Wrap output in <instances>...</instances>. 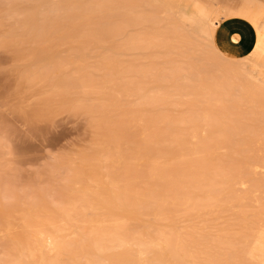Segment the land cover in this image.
Here are the masks:
<instances>
[{"label":"rangeland","instance_id":"rangeland-1","mask_svg":"<svg viewBox=\"0 0 264 264\" xmlns=\"http://www.w3.org/2000/svg\"><path fill=\"white\" fill-rule=\"evenodd\" d=\"M138 1L0 0V264H264L263 76L187 17L245 0Z\"/></svg>","mask_w":264,"mask_h":264},{"label":"bare ground","instance_id":"bare-ground-1","mask_svg":"<svg viewBox=\"0 0 264 264\" xmlns=\"http://www.w3.org/2000/svg\"><path fill=\"white\" fill-rule=\"evenodd\" d=\"M97 1V0H96ZM138 1V0H137ZM143 1V0H142ZM141 1V2H142ZM146 1V0H145ZM144 1V2H145ZM149 1V0H148ZM209 1H211V0H209ZM62 2V1H61ZM99 2H101V1H99ZM125 2V1H124ZM139 2V1H138ZM140 2V3H141ZM181 2V1H180ZM179 2V3H180ZM229 2V1H228ZM55 3V2H54ZM57 3V2H56ZM126 3V2H125ZM154 3V2H153ZM160 3V1L159 2H157V4H159ZM178 3V4H179ZM210 3V2H209ZM100 4V3H99ZM137 4H139V3H136V5ZM122 5H123V3H122ZM130 4H128V6H129ZM143 5H145V4H142L141 3V6H143ZM150 5V4H149ZM148 5V6H149ZM65 6V5H64ZM63 6V8H65ZM115 6V5H114ZM139 5H137V7H138ZM163 6V5H162ZM169 7H171L170 5H168ZM175 6V5H174ZM210 6L212 7V11H210L209 13L207 12V11H198L199 13H201V15L206 19L205 21H199V20H197V18H196V16L192 13V14H189V15H187V17H188V19L194 24V25H197V29L199 30V36H202L206 41H207V43L209 44V47L211 48V49H213V51H214V53H216L217 52V54L219 53L220 55H222L221 57H224V59H225V57L227 58V59H225V60H228V59H230V57L228 56V55H226V54H224V53H222L220 50H218V48L214 45V41H213V37H214V33H215V30H216V28L218 27V26H216L215 24H214V21H215V19L213 20L212 18L214 17L213 15H216V16H218L219 18H221L222 19V21L224 20H229V19H235V18H238V19H243V20H246V21H248V22H250L251 23V25L252 26H254V28L256 29V32H257V41H256V44H255V46H254V49L252 50V52L248 55V56H246V57H243V58H236L240 63H239V68L240 69H244V68H248L249 66H250V68L249 69H252V70H257L260 74V76L262 75L263 76V80H264V69L262 68V65H261V63L262 62H264V9L263 8H258L257 10H255V7H254V1L253 0H245V1H243L242 3H240V4H238L237 6L236 5H234L233 3L231 4V3H218V4H216V5H214V4H211L210 3ZM80 7V6H79ZM125 7V6H124ZM145 7V6H144ZM167 7V6H166ZM165 7V8H166ZM168 7V8H169ZM63 8H62V10H63ZM84 8V7H83ZM148 7H146V9H147ZM157 8V7H156ZM172 8H174L173 6H172ZM51 9V8H50ZM54 9H56V7H54ZM76 9V8H75ZM78 9V8H77ZM80 9V8H79ZM87 9V8H86ZM176 9H178V7L176 8ZM83 10V9H82ZM151 10V9H150ZM51 11H53V10H51ZM65 11V10H64ZM77 11V10H76ZM81 11V10H80ZM79 11V12H80ZM85 11H87V10H85ZM93 11V10H92ZM11 12V11H10ZM95 12V11H94ZM149 12H151V11H149ZM8 13V12H7ZM145 13H147V12H145ZM86 14V13H85ZM140 14H142V13H140ZM175 14H177V12L175 13ZM68 15V14H67ZM25 16V15H24ZM45 17H47V16H45ZM51 17V16H50ZM50 17H49V19H50ZM64 16H62L61 18H63ZM69 17V16H68ZM85 17V16H84ZM139 17V16H138ZM217 17V18H218ZM23 18V17H22ZM70 18V17H69ZM216 18V17H215ZM42 19H43V17H42ZM47 19V18H46ZM174 19H177L176 18V15H175V18ZM26 20V19H25ZM48 20V19H47ZM87 20V19H86ZM133 20V19H132ZM146 20V19H145ZM178 20V19H177ZM43 20H41V22H42ZM89 21V20H88ZM91 21V20H90ZM93 21V20H92ZM99 21V20H98ZM102 21V20H101ZM128 21H130V20H128ZM139 21H141V20H139ZM27 22V21H26ZM32 22V21H31ZM45 22V21H44ZM106 22V21H105ZM134 22V21H133ZM136 22V21H135ZM178 22V21H177ZM25 23V22H24ZM137 23V22H136ZM179 23V22H178ZM178 23H177V25H178ZM93 24V23H92ZM24 25V24H23ZM28 25V24H27ZM44 25H46V24H44ZM48 25V24H47ZM100 25V24H99ZM102 25V24H101ZM174 26V25H173ZM180 26V25H179ZM178 26V27H179ZM89 27V26H88ZM174 28V27H173ZM172 28V29H173ZM180 28H181V26H180ZM39 29V28H38ZM86 29V28H85ZM171 29V28H170ZM175 29H177V30H179L178 28H175ZM152 30H154V29H152ZM169 30V29H168ZM155 31V30H154ZM173 31V30H172ZM171 31V32H172ZM189 31H191V30H189ZM150 32V31H149ZM149 32L147 31V35L148 36H150L149 35ZM153 32V31H152ZM217 32V31H216ZM76 33V32H75ZM74 33V35H77V34H75ZM80 33V32H79ZM78 33V34H79ZM115 33V32H114ZM142 33V32H141ZM145 33V32H144ZM113 34V33H112ZM150 34H151V32H150ZM174 34V33H173ZM188 34V33H187ZM145 35V34H144ZM143 35V36H144ZM160 35V34H159ZM178 35V34H177ZM182 35H184V34H182ZM81 36V35H80ZM79 36V37H80ZM112 36V35H111ZM147 36V37H148ZM182 37H184V36H182ZM187 37V36H186ZM81 38V37H80ZM86 38V37H85ZM87 38H88V36H87ZM157 38V37H156ZM180 38V37H179ZM188 38V37H187ZM133 39V38H132ZM162 39V38H161ZM181 39V38H180ZM190 39L192 40V38L190 37ZM100 40V39H99ZM144 40V39H143ZM181 40H183V39H181ZM186 40H188V39H186ZM190 40V41H191ZM202 40V39H201ZM176 41V40H175ZM189 41V42H190ZM163 42V41H162ZM185 42V41H184ZM133 43V42H132ZM145 43H148V42H145ZM144 43V44H145ZM178 43V42H177ZM203 43V42H202ZM236 43V42H235ZM161 44V43H160ZM146 45H148V44H146ZM159 45V44H158ZM172 45V44H171ZM180 45H181V43H180ZM179 45V46H180ZM204 45V44H203ZM178 46V48L180 49V47ZM192 46H194L193 44H192ZM144 47V46H143ZM146 48V47H145ZM176 48V47H175ZM205 49V48H204ZM180 51V50H179ZM182 51V50H181ZM216 51V52H215ZM212 52V51H211ZM181 54V53H180ZM183 54V53H182ZM211 55V54H210ZM208 56V55H207ZM213 56V55H212ZM211 56V57H212ZM209 57V56H208ZM219 58V57H218ZM219 59H217V61H218ZM224 60V61H225ZM228 61H230V60H228ZM219 63V62H218ZM222 63V62H221ZM230 63V62H229ZM221 65V67H222V65H225L224 64V62L222 63V64H220ZM219 65V66H220ZM227 65V64H226ZM228 65H230V64H228ZM227 65V66H228ZM226 66V67H227ZM231 66H229V68H230ZM235 69H237V66H236V68ZM238 71V70H237ZM35 72V71H34ZM40 72V71H39ZM246 72V71H245ZM248 72V71H247ZM250 73V72H249ZM254 73V72H253ZM257 73V72H256ZM37 74V73H36ZM248 75H250V74H248ZM254 75V74H253ZM37 76V75H36ZM174 76H175V74H174ZM173 76V78H174V80L176 79L175 77ZM225 76V75H224ZM243 77H244V75H242ZM35 77V76H34ZM169 77V76H168ZM228 77V76H227ZM226 76H225V78L224 79H226L227 78ZM250 77L251 78H254V76H249V79H250ZM172 78V77H171ZM229 78V77H228ZM227 78V79H228ZM245 78V77H244ZM166 79V78H165ZM226 79V80H227ZM246 79H247V77H246ZM62 80V79H61ZM164 80V79H163ZM166 80H170V79H166ZM200 80V79H199ZM199 80H197V81H199ZM201 80L203 81V83H204V81L205 80H203L202 78H201ZM231 80V79H230ZM60 81V80H59ZM172 81V80H171ZM170 81V82H171ZM190 81V80H189ZM56 82H57V80H56ZM169 81H167L166 83H168ZM169 82V83H170ZM174 82V81H173ZM208 82V81H207ZM216 82V81H215ZM230 82V81H229ZM59 83L60 82H58V84L57 85H59ZM203 83H201V84H203ZM217 83V82H216ZM215 83V84H216ZM65 84H67V83H65ZM69 84V83H68ZM68 84H67V86H68ZM197 85V84H196ZM206 85V84H205ZM209 86H212V85H210V84H208ZM65 86V85H64ZM64 86H62V87H64ZM66 86V87H67ZM145 86V85H144ZM168 86H171V85H167V89H169L168 88ZM198 86V85H197ZM200 86V85H199ZM198 86V87H199ZM203 86V85H202ZM221 86V85H220ZM219 86V88H222V87H220ZM132 87V86H131ZM159 87H161L160 85L158 86V88ZM163 87H165V86H163ZM197 87V88H198ZM204 87V89H205V86H203ZM203 87H201L202 88V90H204L203 89ZM134 88V87H133ZM142 88V87H141ZM147 88V87H146ZM196 88V87H195ZM211 88V87H210ZM264 88V87H263ZM131 89V88H130ZM143 89H145V87H143ZM193 89V88H192ZM215 89V88H214ZM217 89V88H216ZM252 89V88H251ZM132 90H135V89H132ZM228 90V89H227ZM226 90V91H227ZM127 91V90H126ZM152 91V90H151ZM195 91H198L197 89L195 90ZM214 91V90H213ZM224 91V90H223ZM223 91H222V93H223ZM255 91V90H254ZM253 91V92H254ZM257 91H259V93H263V95H264V89H262V88H258V90ZM256 91V92H257ZM148 92V91H147ZM255 92V93H256ZM217 93V92H216ZM218 93H220V92H218ZM221 93V94H222ZM258 93V92H257ZM258 93V94H259ZM143 94V93H142ZM147 94H150V93H147ZM152 94V93H151ZM160 94H161V92H160ZM261 94H259L258 95V97L260 96V98H261V100H263L264 101V99H262V98H264V97H261ZM156 95V94H155ZM262 95V96H263ZM144 96H145V94H144ZM144 96H141V97H143L144 98ZM161 96V95H160ZM222 96V95H221ZM223 96H225V94L223 95ZM140 97V98H141ZM222 98V97H221ZM216 99H220V98H216ZM215 99V100H216ZM223 99V98H222ZM257 99V101L259 102L260 101V103H262V101L261 100H258L259 98H256ZM147 100H149V99H147ZM151 100V99H150ZM153 100V99H152ZM151 100V101H152ZM155 100V99H154ZM153 100V101H154ZM212 100V99H211ZM143 101V100H142ZM140 102H141V100H140ZM257 102V103H258ZM150 103H152V102H150ZM263 105H264V103H262ZM262 104H260L259 106H261L262 107ZM257 107H258V105H256ZM261 107H258V110L260 111V109H262ZM264 107V106H263ZM254 108V107H253ZM256 108V107H255ZM260 108V109H259ZM257 110V109H256ZM264 110V109H263ZM262 110V111H263ZM261 111V113H263V116H264V112H262ZM143 115H144V113H143ZM145 115H146V112H145ZM262 115V114H261ZM263 116H261L262 118H264ZM249 118V117H248ZM258 118H260V117H258ZM146 119V118H145ZM254 119H255V117H254ZM249 120H250V118H249ZM257 120V119H256ZM147 121V120H146ZM264 121V120H263ZM262 121V122H263ZM249 122V121H248ZM256 122V121H255ZM244 123V122H243ZM248 125V124H247ZM255 125H256V123H255ZM261 125V124H260ZM263 125H264V123H263ZM258 126V125H257ZM258 128V127H257ZM263 128V127H262ZM256 129V128H255ZM259 130H260V128H258ZM264 129V128H263ZM244 130H246V128L244 129L243 128V131ZM250 130H252V129H250ZM259 130H258V133H259ZM110 132H111V130H109ZM108 131V132H109ZM249 131V130H248ZM254 131V130H253ZM256 131V130H255ZM261 131H263L262 129H261ZM252 132V131H251ZM147 133V132H146ZM149 133V136H152V134L150 135V132H148ZM241 133H243V132H241ZM245 133V132H244ZM246 133H247V131H246ZM261 133H263V132H261ZM261 133H259V134H261ZM251 134H253V133H251ZM153 135H155V134H153ZM247 135V134H246ZM264 135V134H263ZM263 135L260 137L259 135H258V137L257 138H264L263 137ZM148 136V137H149ZM250 136V135H249ZM146 137H147V135H146ZM154 137H156V135L154 136ZM256 138V137H255ZM149 139V138H148ZM152 140V139H151ZM155 140V139H154ZM249 140V139H248ZM151 143V147L153 146L154 147V143L155 142H150ZM149 144V143H148ZM245 143H243V145H244ZM142 145V144H141ZM146 145V144H145ZM246 145V144H245ZM149 147H150V145H148ZM158 146V145H157ZM142 147H144V144L142 145ZM145 148V147H144ZM155 148V147H154ZM161 148H163V147H161ZM245 148V147H244ZM248 149V148H247ZM247 149L245 148V150L247 151ZM140 150V149H139ZM143 150V149H142ZM144 150H146V149H144ZM152 150H153V148H152ZM151 151V150H150ZM144 152V151H143ZM153 152V151H152ZM155 152H156V150H155ZM161 152H163V151H161ZM168 153L170 154V152H167V156H168ZM146 154V153H145ZM165 154H166V152H165ZM247 154V153H246ZM144 155V154H143ZM159 155L160 156H162L161 155V153H159ZM159 155H157V156H159ZM140 156V155H139ZM166 156V155H165ZM166 156V157H167ZM165 157V158H166ZM208 156H206V159H208L207 158ZM243 157H245V156H243ZM248 157V156H247ZM138 158V157H137ZM170 157H167V159H169ZM164 159V158H163ZM166 160V159H165ZM172 160V159H171ZM170 159L168 160L169 162L171 161ZM174 160V159H173ZM182 160V159H181ZM180 160V161H181ZM201 159L199 158V160L198 161H200ZM135 161V160H134ZM141 161V160H140ZM244 161V160H243ZM133 162V161H132ZM153 162V161H152ZM159 162V161H158ZM174 162V161H173ZM246 162H247V160H246ZM264 162V161H263ZM139 163V162H138ZM186 163H187V161H186ZM142 164V163H141ZM160 164H161V162H160ZM170 164H171V162H170ZM170 164H169V166H170ZM183 164V163H182ZM185 164V163H184ZM140 165V164H139ZM155 165V164H154ZM158 165V164H157ZM181 165V164H180ZM127 166V165H126ZM143 166V165H142ZM141 166V167H142ZM129 167V166H128ZM140 167V166H139ZM149 167V166H148ZM147 167V168H148ZM153 167V166H152ZM155 167V166H154ZM165 167H167V166H165ZM174 167V166H173ZM257 167V166H256ZM132 168V167H131ZM163 168V167H162ZM176 168V167H175ZM178 168V167H177ZM183 168V167H182ZM185 168V167H184ZM156 169V168H155ZM158 169V168H157ZM159 169H161V167L159 168ZM165 169V168H164ZM173 169V168H172ZM166 170V169H165ZM168 170V169H167ZM196 171H197V169H195ZM194 170V171H195ZM127 171V170H126ZM135 171V170H134ZM144 171H146V170H144ZM173 171V170H172ZM244 171V170H243ZM94 172H96V171H94ZM152 171L150 170V173H151ZM161 172H162V170H161ZM167 171H165V173H166ZM199 172H201L200 170H199ZM137 173V172H136ZM164 173V174H165ZM198 173V172H197ZM159 174H160V172H159ZM170 174H171V172L168 174L169 175V178H170ZM201 174V173H200ZM167 175V176H168ZM198 175H199V173H198ZM205 175V174H204ZM241 175H243V174H241ZM244 175H246L247 176V174H244ZM244 175H243V177H244ZM143 176H145V175H143ZM154 176V175H153ZM160 176V175H159ZM147 178H148V176H146ZM145 177V178H146ZM192 177V176H191ZM202 177V176H201ZM200 177V178H201ZM241 177V176H240ZM248 177V176H247ZM247 177H244L243 179H245V180H247L248 178ZM107 178V177H106ZM108 178H110V177H108ZM126 178V177H125ZM150 178V177H149ZM148 178V179H149ZM174 178V177H173ZM176 178V177H175ZM189 179H191V178H188L187 179V181H189ZM198 179H199V177H198ZM168 180V179H167ZM166 180V181H167ZM174 180V179H173ZM192 181H193V178L191 179ZM195 180V179H194ZM97 181V180H96ZM98 181H99V179H98ZM109 181H110V179H109ZM123 181V180H122ZM148 181V180H147ZM170 181V180H169ZM186 181V182H187ZM162 182H164V180L162 181ZM171 182V181H170ZM173 182V181H172ZM189 182H191V181H189ZM99 183V182H98ZM102 182H100V184H101ZM166 183V182H165ZM176 183V182H175ZM246 183V182H245ZM108 184V183H107ZM110 184V183H109ZM97 185V184H96ZM110 185H112V183L110 184ZM126 185V184H125ZM102 187V186H101ZM111 187V186H110ZM114 187V186H113ZM116 188V187H115ZM132 188V187H131ZM100 189V188H99ZM104 190H105V188H103ZM112 189V188H111ZM107 191V190H106ZM131 191H132V189H131ZM248 191V190H247ZM88 192H89V190H88ZM93 193V192H92ZM118 193V192H117ZM104 194V193H103ZM103 194H101V195H103ZM113 195H115L116 196V194L114 193ZM120 195V194H119ZM135 195H137L136 194V192H135ZM130 196V195H129ZM246 197V196H245ZM102 198V197H101ZM117 198H119V197H117ZM113 199H115L114 197H113ZM136 199V198H135ZM116 200V199H115ZM247 200V199H246ZM88 202H90V201H88ZM94 202V201H93ZM105 202V201H104ZM94 204H95V202H94ZM107 204V203H106ZM130 204V203H129ZM137 204V203H136ZM243 204V203H242ZM90 205H92V204H90ZM101 205V204H100ZM111 205H113L112 204V202H111ZM124 205V204H123ZM141 205V204H140ZM88 206H89V204H88ZM116 206V205H115ZM246 206V205H245ZM248 206V205H247ZM90 207V206H89ZM88 207V208H89ZM243 207H244V205H243ZM85 208V207H84ZM88 208H86V209H88ZM102 208V207H101ZM100 210V209H99ZM93 211V210H92ZM116 211V210H115ZM119 211H121V210H119ZM75 212H77V210L75 211ZM109 212V211H108ZM125 212H128L127 210L125 211ZM133 212V211H132ZM92 213V212H91ZM120 213V212H119ZM124 213V212H123ZM78 214V213H77ZM80 214H81V212H80ZM124 214H126V213H124ZM137 214V213H136ZM83 215H85V214H83ZM102 215V214H101ZM112 215V214H111ZM134 215V214H133ZM138 216H139V214H137ZM64 216V215H63ZM87 216V215H86ZM119 216V215H118ZM117 216V217H118ZM64 217H66V216H64ZM69 217H70V214H69ZM76 217V216H75ZM132 217V216H131ZM160 217V216H159ZM120 218V217H119ZM67 219V218H66ZM138 219V218H137ZM85 220V219H84ZM245 220V219H244ZM64 221H65V219H64ZM86 221V220H85ZM96 221V220H95ZM122 221V220H121ZM125 221V220H124ZM129 221V220H128ZM88 222V221H87ZM106 222V221H105ZM123 222V221H122ZM126 222V221H125ZM256 222V221H255ZM99 223V222H98ZM246 223V222H245ZM258 223V222H257ZM260 223V222H259ZM258 223V224H259ZM97 224V223H96ZM57 225V224H56ZM98 225V224H97ZM120 225H122V224H120ZM41 226V225H40ZM86 226V225H85ZM96 226V225H95ZM103 226H105V225H103ZM258 226V225H257ZM51 227H53V226H51ZM245 227V226H244ZM96 228V227H95ZM100 229V228H99ZM98 229V230H99ZM114 230V229H113ZM261 230V229H260ZM42 232V231H41ZM114 232H116V230H114ZM113 232V233H114ZM112 233V234H113ZM118 232H116L115 234L116 235H118V237H119V233L117 234ZM249 233V232H248ZM257 233V232H256ZM33 234V233H32ZM39 234V233H38ZM263 234V233H262ZM83 235V234H82ZM111 235V234H110ZM114 235V234H113ZM113 235H111V237L113 238ZM264 235V234H263ZM38 236V235H37ZM36 236V237H37ZM49 236V235H48ZM79 236V235H78ZM39 237V236H38ZM45 237V236H44ZM90 237V236H89ZM117 237V236H116ZM116 237H114L115 239H118V238H116ZM40 238H42V237H40ZM51 238V237H50ZM58 238V237H57ZM79 238H80V240H81V236H79ZM97 238H99V237H97ZM143 238V237H142ZM264 237H262V236H259L258 238H256V240H255V242H254V244H253V246H252V249L251 250H249V253H250V256H251V258H256V259H259V260H262L263 262H264V239H263ZM45 239V238H44ZM47 239V238H46ZM120 239V241H121V239L122 238H119ZM118 239V240H119ZM255 239V238H254ZM22 240V239H21ZM39 240V239H38ZM49 240V239H48ZM84 240V239H83ZM89 240V239H88ZM118 240H116V242H119ZM124 240V239H123ZM139 240V239H138ZM243 240H244V238H243ZM246 240H248V239H245V242H247ZM24 241V240H23ZM86 241V240H85ZM125 241V240H124ZM19 242V241H18ZM22 242V241H21ZM87 242V241H86ZM94 242V241H93ZM126 242V241H125ZM124 242V243H125ZM23 243V242H22ZM48 243V242H47ZM55 244H56V242H54ZM77 243H78V241H77ZM92 243V242H91ZM91 243H83V245L85 244V246H88V247H92L93 248V246L92 245H89V244H91ZM105 243V242H104ZM108 243H109V241H108ZM145 243V242H144ZM143 243V244H144ZM46 244V243H45ZM93 245H95L94 243H92ZM118 244V243H117ZM120 244H122V243H120ZM245 244V243H244ZM243 243L241 244V245H244ZM51 246H52V244H50ZM61 245V244H60ZM247 245V244H246ZM246 245H244V246H246ZM95 246H97V245H95ZM101 246V245H100ZM120 246V245H119ZM125 246V244H123V246H121V247H124ZM20 247V246H19ZM44 247V246H43ZM54 247H56V250L60 253L61 251L59 250V246L57 247V246H54ZM69 247V246H68ZM145 247H146V245H145ZM247 247H249V246H247ZM63 248V247H62ZM80 248V247H79ZM87 248V247H86ZM60 249H61V247H60ZM70 249V248H69ZM68 249V250H69ZM103 249V248H102ZM24 250V249H23ZM74 250V249H73ZM72 251V250H71ZM76 251V250H75ZM75 251H73V252H75ZM81 251V250H80ZM87 251V250H86ZM90 251V250H89ZM58 252H55V253H58ZM70 252V251H69ZM73 252H71V254L73 253ZM124 252V251H123ZM127 252V251H126ZM22 253V252H21ZM63 253V252H62ZM65 253V252H64ZM78 253V252H77ZM129 253V252H128ZM246 253H248V252H246ZM25 254V253H24ZM41 254V253H40ZM73 254H75V253H73ZM72 254V255H73ZM88 254H90V253H88ZM96 254H97V252H96ZM96 254H94V255H96ZM101 254V253H100ZM108 254V253H107ZM111 254V253H110ZM63 255H66V254H63ZM72 255L69 257L70 259H72V261L73 260H75V259H73L72 258ZM83 255V254H82ZM106 255V254H105ZM115 255V254H114ZM42 256V255H41ZM66 256H68V254L66 255ZM75 256V255H74ZM73 256V257H74ZM140 256H142V255H140ZM44 257V256H43ZM58 257V256H57ZM60 257V256H59ZM82 257H84V256H82ZM125 257V256H124ZM244 257V256H243ZM54 258V257H53ZM65 258V257H64ZM68 257H67V259H69ZM123 257H121V259H122ZM131 258V257H130ZM57 259V258H56ZM116 259V258H115ZM156 259V258H155ZM158 259V258H157ZM40 260V259H39ZM47 260V259H46ZM44 258H42L40 261H38L37 262V264H47V262H49V261H46ZM50 260V259H49ZM63 260V259H62ZM119 260V259H118ZM124 260V259H123ZM243 260V259H242ZM245 260V259H244ZM258 260V261H259ZM46 261V262H45ZM68 261V260H67ZM112 261H114L113 259H112ZM250 261V260H249ZM261 261V262H262ZM16 262V261H15ZM57 262V261H56ZM62 262V261H61ZM116 262V261H115ZM244 262H246V261H244ZM260 262V261H259ZM68 263V262H67ZM69 263H70V260H69ZM119 263V262H118ZM253 263H254V261H253ZM256 263V262H255ZM25 264H27V263H25ZM61 264V263H60ZM65 264V263H64ZM71 264H73V263H71ZM78 264H79V262H78ZM87 264V263H86ZM114 264V263H113ZM250 264V263H249Z\"/></svg>","mask_w":264,"mask_h":264},{"label":"crops","instance_id":"crops-1","mask_svg":"<svg viewBox=\"0 0 264 264\" xmlns=\"http://www.w3.org/2000/svg\"><path fill=\"white\" fill-rule=\"evenodd\" d=\"M213 41L222 53L233 58H243L254 49L255 31L251 24L243 19L220 22L215 30Z\"/></svg>","mask_w":264,"mask_h":264}]
</instances>
